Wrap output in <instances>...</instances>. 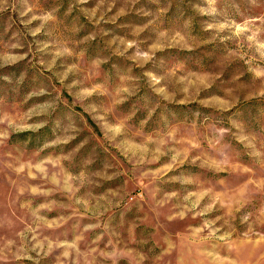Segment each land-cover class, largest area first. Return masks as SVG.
<instances>
[{"label": "rangeland", "instance_id": "obj_1", "mask_svg": "<svg viewBox=\"0 0 264 264\" xmlns=\"http://www.w3.org/2000/svg\"><path fill=\"white\" fill-rule=\"evenodd\" d=\"M0 264H264V0H0Z\"/></svg>", "mask_w": 264, "mask_h": 264}]
</instances>
